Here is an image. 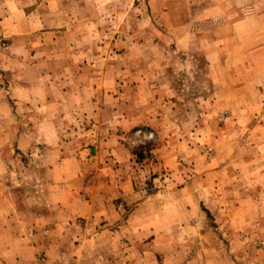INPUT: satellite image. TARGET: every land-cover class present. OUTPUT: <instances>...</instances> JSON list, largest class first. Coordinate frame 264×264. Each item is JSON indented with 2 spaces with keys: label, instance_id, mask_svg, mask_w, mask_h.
Segmentation results:
<instances>
[{
  "label": "rangeland",
  "instance_id": "rangeland-1",
  "mask_svg": "<svg viewBox=\"0 0 264 264\" xmlns=\"http://www.w3.org/2000/svg\"><path fill=\"white\" fill-rule=\"evenodd\" d=\"M3 14L13 26L11 37L0 34L1 86L10 90L15 70L43 60V88L57 73L59 86L95 103L89 119L60 131L80 144L99 125L100 142L120 137L135 161L123 170L131 184L117 225L93 223L91 242L73 229L70 244L53 255L37 250L36 263L264 264V0H0V21ZM186 19L204 30L181 49ZM24 50L26 59H12ZM154 73L171 84L158 107L136 89ZM121 98L123 116L141 111L146 123L129 131L124 117L119 125ZM15 154V162L35 161V153ZM93 177L80 194L92 196ZM104 229L112 234L95 235ZM35 234L26 229L27 239Z\"/></svg>",
  "mask_w": 264,
  "mask_h": 264
},
{
  "label": "crops",
  "instance_id": "crops-1",
  "mask_svg": "<svg viewBox=\"0 0 264 264\" xmlns=\"http://www.w3.org/2000/svg\"><path fill=\"white\" fill-rule=\"evenodd\" d=\"M8 16L3 14L0 26L4 29H0V34L11 37L13 23H10ZM40 18L37 20L42 23L43 19ZM21 20L20 17L19 25L23 26ZM196 22L186 19L180 24L183 26L178 37L181 49H189L192 47L190 43L202 37L197 32L204 29L194 30L198 25ZM19 32L27 34L29 31ZM55 38L58 39L57 36ZM18 39L19 36L13 38V45ZM13 52L15 55L11 56L12 59H21L18 54L27 58L28 52L25 50L21 53ZM31 64L25 69L15 70V76L9 83L10 90L1 86L7 76L0 75V264H38L34 260L37 250L44 248L47 255H53L54 251H60L70 244L74 230L83 236L84 242H91L93 237H88L91 239L89 241L85 236L91 233L93 223L108 220L109 224L114 222L117 225L122 218L118 205L122 203L120 200L128 198L131 184L123 175V170H128L135 162L134 154L121 144L120 137L114 140L103 138L100 142V138H97L100 135L97 134L99 125L84 131L80 144H75L72 133L60 131V128L77 119H89L92 116L91 106L95 103L90 99H77L73 90L59 86L63 83H57L60 80L55 77L57 73L47 74L46 81L53 82L43 88L41 69L47 63L37 60ZM67 67L69 70L70 66ZM155 74L153 80L140 81L136 89L146 88L152 106L158 107L164 101L163 96L170 90L171 84L155 78ZM63 78L67 84L68 78ZM115 102L114 115L120 119L119 125L124 123L126 117V130L131 131L139 123L148 120L141 111L123 116L122 98L115 99ZM156 109L155 114H158ZM99 112L92 111L93 116L99 117ZM85 141L87 144H84ZM16 151L20 158L35 153V161L15 162ZM16 168L20 171L17 174L13 172ZM32 173L34 177L29 176ZM89 175L94 177L90 179L87 188L92 196L87 197L80 193ZM17 186L19 188L15 189ZM33 186L41 187L42 192H36L37 188L30 190ZM77 218L86 220L84 227L75 224ZM29 227L36 230L32 239L25 236ZM102 227H107V224ZM44 229H49L46 239L41 235ZM107 233L112 234L104 229L95 235ZM82 247L79 246L80 250Z\"/></svg>",
  "mask_w": 264,
  "mask_h": 264
}]
</instances>
